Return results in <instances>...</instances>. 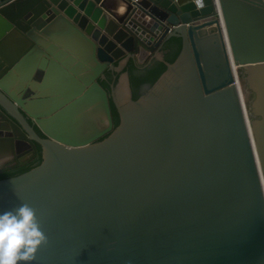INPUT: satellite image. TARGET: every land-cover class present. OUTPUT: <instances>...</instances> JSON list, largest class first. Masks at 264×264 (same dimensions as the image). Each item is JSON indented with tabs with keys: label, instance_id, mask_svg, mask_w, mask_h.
Returning <instances> with one entry per match:
<instances>
[{
	"label": "water",
	"instance_id": "water-1",
	"mask_svg": "<svg viewBox=\"0 0 264 264\" xmlns=\"http://www.w3.org/2000/svg\"><path fill=\"white\" fill-rule=\"evenodd\" d=\"M35 142L0 178L49 237L31 264H264V0H0V171Z\"/></svg>",
	"mask_w": 264,
	"mask_h": 264
},
{
	"label": "clouds",
	"instance_id": "clouds-1",
	"mask_svg": "<svg viewBox=\"0 0 264 264\" xmlns=\"http://www.w3.org/2000/svg\"><path fill=\"white\" fill-rule=\"evenodd\" d=\"M38 210L28 203L0 213V264H31L49 243Z\"/></svg>",
	"mask_w": 264,
	"mask_h": 264
},
{
	"label": "trees",
	"instance_id": "trees-1",
	"mask_svg": "<svg viewBox=\"0 0 264 264\" xmlns=\"http://www.w3.org/2000/svg\"><path fill=\"white\" fill-rule=\"evenodd\" d=\"M180 47L181 38L178 36H171L163 42L160 48L163 59L152 57L147 63L146 61L138 63L133 59H129L127 61L126 71L128 72L131 96L133 99L137 98L155 81V79L160 75V73L166 68V61L170 62L174 60L180 50ZM102 84L105 87H108L109 85L107 81H102ZM112 110L113 125H116L118 122V114L113 105ZM40 160L41 156L38 154V156L35 157L32 163L30 162L21 167L19 166L13 169L0 172V178L15 175L24 170H27L28 168L39 163Z\"/></svg>",
	"mask_w": 264,
	"mask_h": 264
},
{
	"label": "flooded vegetation",
	"instance_id": "flooded-vegetation-1",
	"mask_svg": "<svg viewBox=\"0 0 264 264\" xmlns=\"http://www.w3.org/2000/svg\"><path fill=\"white\" fill-rule=\"evenodd\" d=\"M110 106H111V112L113 111L112 110V105H111V102H110ZM22 111H21V109H20V113H21ZM23 113V112H22ZM113 113V112H112ZM24 116H26L25 114H24ZM26 118L30 121V118H28L27 116H26ZM9 125V123L8 122H6V126H8ZM33 127H34V129H35V131L40 135V136H44V134L35 126V125H32ZM9 128V127H8ZM10 129V128H9ZM20 144H24V141L22 140V138L20 137ZM30 146V145H29ZM35 146H36V151H37V153H36V155L33 157V158H31L29 161H27L26 163H24V164H19V165H17V166H15V167H13V168H16V167H21V166H23V165H25V164H27V163H32V161L35 159V157H37L38 156V154L41 156V147H40V145L38 144V143H36L35 142ZM22 151H23V149L22 150H20V154L22 153ZM17 158L19 157V154L17 153V152H15V154H14ZM8 161H11V159H6V160H4L3 161V164L4 163H6V162H8ZM13 168H9V169H13ZM9 169H6V170H9ZM6 170H2V171H0V172H3V171H6Z\"/></svg>",
	"mask_w": 264,
	"mask_h": 264
},
{
	"label": "built area",
	"instance_id": "built-area-1",
	"mask_svg": "<svg viewBox=\"0 0 264 264\" xmlns=\"http://www.w3.org/2000/svg\"><path fill=\"white\" fill-rule=\"evenodd\" d=\"M245 110H246V107H245ZM246 113H247V111H246ZM248 115V114H247Z\"/></svg>",
	"mask_w": 264,
	"mask_h": 264
}]
</instances>
